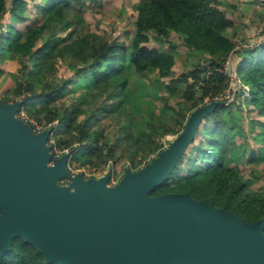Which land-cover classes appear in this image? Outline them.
<instances>
[{
	"label": "trees",
	"instance_id": "trees-1",
	"mask_svg": "<svg viewBox=\"0 0 264 264\" xmlns=\"http://www.w3.org/2000/svg\"><path fill=\"white\" fill-rule=\"evenodd\" d=\"M231 7H221L220 0H137L134 29L127 41L109 40L91 29L86 19L88 0H0V77L5 74L2 63L19 62L16 72H7L14 78V92L24 96L19 109L25 108L40 121L57 117L56 143L61 149L76 143L86 151L83 161L94 165L100 163L102 152L104 161H117L127 152L140 163L145 160L143 167L166 147L162 141L166 134L183 130L189 113L207 102L220 101L200 120L193 140L149 195L185 192L255 221L264 218V194L251 190L237 170L240 165H258L260 155L264 156V43L256 48H235L230 30L236 26L233 11L237 6ZM173 36L181 38L186 57H197L180 72L174 69ZM152 41L159 45H150ZM233 54L240 58L233 79L236 88L225 69ZM60 61L67 62L70 78L52 77ZM40 75L45 77L42 88L35 82ZM83 76L92 85L71 102L57 103L65 89ZM142 83L153 93L161 90L158 99L162 104L150 101L149 108L142 105L151 94ZM226 90L232 99H216ZM48 93L55 102L49 98L34 104ZM4 97L8 99V95ZM84 104L89 110L78 120ZM145 108L147 126L131 129L128 125L133 116ZM234 109L242 120L250 121V134L261 139L257 146L248 145L237 154L233 152L239 145L235 127L225 115ZM107 117L118 126L109 146L103 125ZM169 119L175 124L167 122ZM0 264L58 263L45 261L36 245L18 235Z\"/></svg>",
	"mask_w": 264,
	"mask_h": 264
},
{
	"label": "water",
	"instance_id": "water-1",
	"mask_svg": "<svg viewBox=\"0 0 264 264\" xmlns=\"http://www.w3.org/2000/svg\"><path fill=\"white\" fill-rule=\"evenodd\" d=\"M219 103L194 109L157 156L108 175L68 176V154L48 165L50 130L39 133L0 99V258L22 236L58 264H264V218L247 221L185 192L149 195L193 140L200 120Z\"/></svg>",
	"mask_w": 264,
	"mask_h": 264
},
{
	"label": "rangeland",
	"instance_id": "rangeland-1",
	"mask_svg": "<svg viewBox=\"0 0 264 264\" xmlns=\"http://www.w3.org/2000/svg\"><path fill=\"white\" fill-rule=\"evenodd\" d=\"M135 2H137V0H88V10L86 13L87 22L90 24L92 30L104 35L109 40L117 39L129 41L132 36L134 21L136 18V10L134 8ZM235 2L239 3V7L233 11L236 26L234 29L230 30V34L233 33L232 38L235 41V48L239 50L242 48H256L261 43H264V1L262 0L263 3H261L258 0H250L248 2L243 0H235ZM227 9L231 10L230 7ZM173 40L175 42L174 44L176 49V64L174 65V69L176 72H180L185 68L191 66L192 62L195 61L197 57L193 56L189 58L184 55L187 49L184 45H182V40L180 37L173 36ZM150 45L158 46L159 44L152 41L150 42ZM164 47L167 48L168 44H164ZM238 59L240 58L236 57L233 54L225 63V69L228 70L230 75V83L232 86H234V88L237 87L233 79L236 77V62ZM2 66L4 67L5 74L4 76L0 77V99L2 100L3 98L4 101L15 100L16 102L21 103L24 96L23 94H16L14 92V78L10 75V73L7 74V72H16L20 67V63L14 61H6L5 63H2ZM71 76L72 72L69 70L66 61H60L58 70L52 73V77L58 79L64 77L70 78ZM44 80V76L40 75L36 77V86L42 88V86L44 85ZM91 85L92 82H90L89 80L85 81V77L83 76L79 80L75 79L74 82L65 89L64 96L57 101L56 99H53L48 93L46 94V96L37 98L34 101V104L45 102L49 100V98V102L56 101L58 103L59 101H62L69 103L71 102L73 97L79 94L82 90L88 89ZM141 86L145 89V92L147 94L151 92V94L146 97L147 102L145 100H143L142 102V105L144 107L149 108L151 104L150 101L156 103L159 102L160 104H162V101L158 99L159 92L161 90H154L153 93L149 87H144L143 83L141 84ZM132 88L134 89L135 86L132 85ZM6 95H8V99L4 97ZM178 96L179 94L176 95V97ZM225 98H228V100L232 99V96L230 95V92L228 90H226L223 94H220L219 97H216V99L218 100H222ZM171 102L174 103V101ZM146 108L141 114L133 116V123H128V126L131 129L140 130L141 128H145L147 126L149 118L147 116L148 111ZM23 109L26 110L25 108ZM88 110L89 105L84 104V113L83 115H80L78 117V120H81V118L86 114ZM241 112L244 114L245 110H242ZM40 114L43 115V113ZM190 114L191 113L187 115V118H185L184 121L182 120L184 123L187 122ZM227 114L228 113L225 114L226 118L228 119L230 124L235 127V142L239 144L238 147L233 151L234 154H237L243 147H248V145L257 146L261 143L260 136L258 138V135H256L255 133L250 134V132L248 131L250 121L242 120V117L239 116L240 114L238 110L234 109L230 114ZM32 117L35 118V116ZM56 120H58L57 117ZM110 120V117H107L103 122V125L105 126L107 132L106 146H109L111 144V141L115 138L118 129L117 124L112 121L110 122ZM167 122L175 124L174 119H169V121ZM236 122L238 123L236 124ZM176 135V133L166 134L162 139L165 146H167ZM53 138L56 141L55 137ZM75 145L78 146L76 143ZM75 145L71 146L70 148L67 147L62 149L63 154H68V162L70 166L68 168L69 175L57 179V182L59 184L68 186L72 192L75 190V188L73 187L71 182L73 177L77 174H81L84 179L100 178L101 176L108 175L106 185L112 186L117 184L123 178L127 170L133 172L137 171L145 163V160L140 163L137 158L132 159L131 157H129L127 152L119 157L117 161H104L103 156L105 155V152H102L99 157L100 163L98 165H94L93 163L89 164L83 161L86 151L77 148ZM74 155L77 158H74ZM155 156L156 154L154 155V157ZM260 158L261 162L258 165H240L238 168L240 170L237 171L244 174L245 178H243L248 181L249 188L251 190L256 189L260 191L259 193L264 194V156L260 155ZM246 177H249V180Z\"/></svg>",
	"mask_w": 264,
	"mask_h": 264
},
{
	"label": "built area",
	"instance_id": "built-area-1",
	"mask_svg": "<svg viewBox=\"0 0 264 264\" xmlns=\"http://www.w3.org/2000/svg\"><path fill=\"white\" fill-rule=\"evenodd\" d=\"M15 115L20 119H22L24 122H26L30 126L31 130L35 133H39L45 129L50 130L47 143L49 144L50 142L49 145H50L51 157L48 161V165H54L55 161L63 155V150L60 148V146L56 143V141L53 138L54 130L58 125V120L54 119L50 121H40L29 115V113L23 108L18 109ZM68 161L69 158H67V169L70 167Z\"/></svg>",
	"mask_w": 264,
	"mask_h": 264
},
{
	"label": "crops",
	"instance_id": "crops-1",
	"mask_svg": "<svg viewBox=\"0 0 264 264\" xmlns=\"http://www.w3.org/2000/svg\"><path fill=\"white\" fill-rule=\"evenodd\" d=\"M221 1V7H223V8H229V7H231L232 5H237V8L239 7L238 5H239V3L237 2H235V0H220ZM243 1H246V2H248V1H250V0H243ZM258 1H260L261 3H263L262 2V0H258ZM264 1V0H263ZM232 8V7H231Z\"/></svg>",
	"mask_w": 264,
	"mask_h": 264
}]
</instances>
